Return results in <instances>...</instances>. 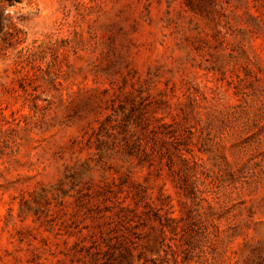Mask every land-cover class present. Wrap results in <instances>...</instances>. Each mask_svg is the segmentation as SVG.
Wrapping results in <instances>:
<instances>
[{
	"label": "rangeland",
	"instance_id": "374dc122",
	"mask_svg": "<svg viewBox=\"0 0 264 264\" xmlns=\"http://www.w3.org/2000/svg\"><path fill=\"white\" fill-rule=\"evenodd\" d=\"M0 264H264V0H0Z\"/></svg>",
	"mask_w": 264,
	"mask_h": 264
}]
</instances>
